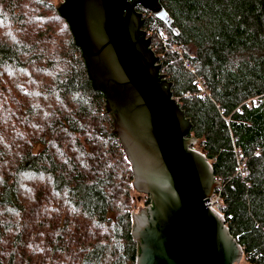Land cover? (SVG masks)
Masks as SVG:
<instances>
[{"label": "trees", "instance_id": "1", "mask_svg": "<svg viewBox=\"0 0 264 264\" xmlns=\"http://www.w3.org/2000/svg\"><path fill=\"white\" fill-rule=\"evenodd\" d=\"M161 2L179 34L139 6L143 28L159 37L243 260L264 264V0ZM133 181L55 2L0 0V264H136Z\"/></svg>", "mask_w": 264, "mask_h": 264}, {"label": "water", "instance_id": "2", "mask_svg": "<svg viewBox=\"0 0 264 264\" xmlns=\"http://www.w3.org/2000/svg\"><path fill=\"white\" fill-rule=\"evenodd\" d=\"M139 6L179 34L161 0H60L57 6L132 163L136 264H238L243 247L207 202L220 181L194 147L193 123L162 72Z\"/></svg>", "mask_w": 264, "mask_h": 264}, {"label": "built area", "instance_id": "3", "mask_svg": "<svg viewBox=\"0 0 264 264\" xmlns=\"http://www.w3.org/2000/svg\"><path fill=\"white\" fill-rule=\"evenodd\" d=\"M203 91H204V93H207L206 90L203 89ZM243 165H242V167L240 169L241 172H243L242 169H245L244 170L245 175L249 174L250 171L248 170V168H245V164L244 163H243ZM207 202L209 204H211L212 206H214L220 212V214L223 215V209L225 208V204H224V200H223V197H222L221 193L217 189L211 196L208 197V201Z\"/></svg>", "mask_w": 264, "mask_h": 264}, {"label": "rangeland", "instance_id": "4", "mask_svg": "<svg viewBox=\"0 0 264 264\" xmlns=\"http://www.w3.org/2000/svg\"><path fill=\"white\" fill-rule=\"evenodd\" d=\"M54 2H55V4H56V6H58V4L60 3V0H53ZM143 13H144V16L146 17V20H147V18H148V14H147V12L146 11H142ZM144 26V25H143ZM56 28H63V25H62V23H57V25L55 26ZM145 29V28H144ZM146 30V29H145ZM156 35V37H154ZM147 36H151L152 37V44H153V39H154V41H155V39H156V42L159 40V37H158V35L157 34H155V33H152L151 32V34L150 33H148V30H147ZM158 39V40H157ZM187 80H189V76L188 75H184V77H182V78H180L178 81H177V83H176V86H181L182 84H184L185 82H187ZM243 165V164H242ZM244 166V165H243ZM244 168V167H243ZM238 264H248V263H246L244 260H242L241 262H239Z\"/></svg>", "mask_w": 264, "mask_h": 264}]
</instances>
